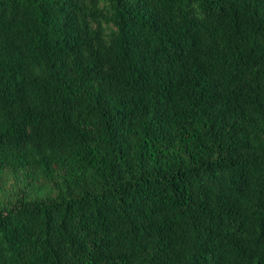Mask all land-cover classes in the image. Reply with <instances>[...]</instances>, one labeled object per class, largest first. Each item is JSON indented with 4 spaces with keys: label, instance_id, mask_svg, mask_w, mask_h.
I'll use <instances>...</instances> for the list:
<instances>
[{
    "label": "trees",
    "instance_id": "obj_1",
    "mask_svg": "<svg viewBox=\"0 0 264 264\" xmlns=\"http://www.w3.org/2000/svg\"><path fill=\"white\" fill-rule=\"evenodd\" d=\"M0 264H264V0H0Z\"/></svg>",
    "mask_w": 264,
    "mask_h": 264
}]
</instances>
